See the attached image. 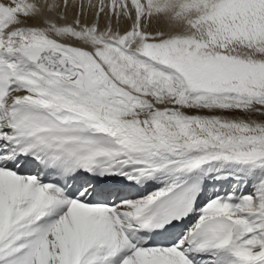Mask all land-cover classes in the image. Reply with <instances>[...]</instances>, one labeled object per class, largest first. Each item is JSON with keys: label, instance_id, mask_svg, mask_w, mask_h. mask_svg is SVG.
<instances>
[{"label": "snow or ice", "instance_id": "1", "mask_svg": "<svg viewBox=\"0 0 264 264\" xmlns=\"http://www.w3.org/2000/svg\"><path fill=\"white\" fill-rule=\"evenodd\" d=\"M0 264H264V0H0Z\"/></svg>", "mask_w": 264, "mask_h": 264}]
</instances>
